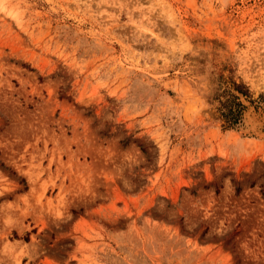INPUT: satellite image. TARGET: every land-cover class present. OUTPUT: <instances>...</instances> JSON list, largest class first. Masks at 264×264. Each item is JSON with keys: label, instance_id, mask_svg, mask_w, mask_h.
Listing matches in <instances>:
<instances>
[{"label": "rangeland", "instance_id": "obj_1", "mask_svg": "<svg viewBox=\"0 0 264 264\" xmlns=\"http://www.w3.org/2000/svg\"><path fill=\"white\" fill-rule=\"evenodd\" d=\"M0 264H264V0H0Z\"/></svg>", "mask_w": 264, "mask_h": 264}, {"label": "trees", "instance_id": "obj_2", "mask_svg": "<svg viewBox=\"0 0 264 264\" xmlns=\"http://www.w3.org/2000/svg\"><path fill=\"white\" fill-rule=\"evenodd\" d=\"M235 88L238 90L239 86H235ZM240 91H242V90H240ZM241 93L244 94V92H241ZM236 106L239 107V105H237V104H236ZM221 107L225 108V111L219 112L221 119H223V122L225 123L224 127L228 128V127H232L233 125L237 124L238 123L237 117L239 115V112L237 110L231 111L230 105L227 106V105H224V103H221ZM235 192H237V191L235 190Z\"/></svg>", "mask_w": 264, "mask_h": 264}]
</instances>
